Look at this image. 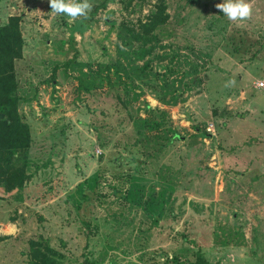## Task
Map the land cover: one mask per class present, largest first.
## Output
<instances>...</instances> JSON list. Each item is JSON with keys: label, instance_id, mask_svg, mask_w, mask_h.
Wrapping results in <instances>:
<instances>
[{"label": "rangeland", "instance_id": "rangeland-1", "mask_svg": "<svg viewBox=\"0 0 264 264\" xmlns=\"http://www.w3.org/2000/svg\"><path fill=\"white\" fill-rule=\"evenodd\" d=\"M88 2L0 0L31 134L23 188L0 183V264H264V0L236 22L223 0Z\"/></svg>", "mask_w": 264, "mask_h": 264}, {"label": "trees", "instance_id": "trees-1", "mask_svg": "<svg viewBox=\"0 0 264 264\" xmlns=\"http://www.w3.org/2000/svg\"><path fill=\"white\" fill-rule=\"evenodd\" d=\"M166 11L164 3L158 5L157 11L151 16L147 33L166 24L169 19ZM20 22L19 16L10 17L8 24L0 28V183H7L9 191L24 186L26 175L21 168L15 169L13 157L16 152L29 148L31 144L29 127L18 112L20 98L17 95L19 85L15 62L23 57L25 46ZM37 246L34 244V247ZM47 251L52 252V249ZM42 263L48 264L45 260ZM185 264L211 263L197 259Z\"/></svg>", "mask_w": 264, "mask_h": 264}, {"label": "clouds", "instance_id": "clouds-1", "mask_svg": "<svg viewBox=\"0 0 264 264\" xmlns=\"http://www.w3.org/2000/svg\"><path fill=\"white\" fill-rule=\"evenodd\" d=\"M48 4L53 14L64 15L72 20L81 17L87 19L88 12L92 7L88 0H83V2H79V0H48ZM215 7L232 22L250 19L252 15V4L247 3L246 0H223ZM230 83L234 84V81ZM161 264H163V258H161Z\"/></svg>", "mask_w": 264, "mask_h": 264}]
</instances>
